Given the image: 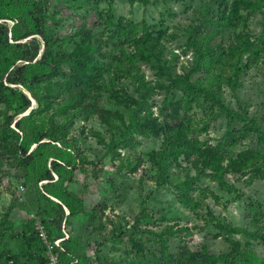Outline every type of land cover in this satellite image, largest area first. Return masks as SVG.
<instances>
[{
  "label": "rangeland",
  "instance_id": "rangeland-1",
  "mask_svg": "<svg viewBox=\"0 0 264 264\" xmlns=\"http://www.w3.org/2000/svg\"><path fill=\"white\" fill-rule=\"evenodd\" d=\"M5 26L0 77L19 74L22 83L10 85L8 96L26 93L32 102L24 112L16 95L0 102V264H34L30 250L49 264H158L170 251L204 246L230 255V264H264V166H253L263 163L264 145L252 131L227 147L234 158L252 160L246 173L229 168L225 185L211 169L196 175L193 152L166 171L151 160L171 148L175 127L203 148L243 128L225 115L200 123L211 110L184 98L192 81L215 87L230 109L243 105L264 128V0H0ZM13 28L33 34L14 41ZM84 43L92 49L72 59ZM37 48L33 61L15 59ZM44 52L49 63L61 59L51 63L61 74L46 109L51 79L31 82L48 71ZM83 59L86 107L64 110L59 104L72 86L65 75L81 69ZM122 85L135 102L111 97ZM175 103L179 121L171 116ZM49 170L52 179H44ZM211 213L243 231H220ZM33 230L39 234L28 249ZM234 246L240 252L232 258Z\"/></svg>",
  "mask_w": 264,
  "mask_h": 264
},
{
  "label": "trees",
  "instance_id": "trees-1",
  "mask_svg": "<svg viewBox=\"0 0 264 264\" xmlns=\"http://www.w3.org/2000/svg\"><path fill=\"white\" fill-rule=\"evenodd\" d=\"M15 28V27H14ZM12 29V39L14 41H20L23 40L29 36H31L33 33L31 32H25L20 33L17 29ZM9 27H1L0 28V44L4 42L5 44L9 45ZM16 47H25V43H16ZM264 45V40L263 44ZM85 46L84 44H78L74 53L71 54V58L74 60H80L83 56H85V52L87 50H91V46H85V50L83 49ZM98 51V54L100 57L105 56V53H102V49L100 48ZM39 53V49L37 48L34 53H30L29 51L25 52L22 55H18L15 57L16 60L22 59L27 62L33 61L36 56ZM40 61H45L48 65V71L43 74L36 73L32 76L31 82L32 83H38L42 79H51L48 85H46L45 94L43 97L44 109L49 108L50 105H52V100L54 97V90H52V84L54 78H57L61 72L60 70H57L54 66L51 68V63H61V59L59 57H51L52 62H48V54L44 52L41 55ZM2 59H6L9 61L7 55H3ZM89 60L94 62L95 59L88 58ZM96 61V60H95ZM98 62V60H97ZM86 63V64H85ZM84 64V65H83ZM87 66L86 60L83 59L81 69L73 68L74 72L72 75L68 76L65 75V80L72 81V86H68V89L63 94V101L59 104V107H62L64 110L69 108H74V110H83L86 106L85 102L88 99V93L90 92L86 87H81L80 84L86 82V79L88 78L87 73L84 71ZM27 67V65H24L21 69H18V71H24ZM100 72V71H99ZM99 79H101V74L98 75ZM60 82V81H59ZM7 83V85H6ZM22 83V77L19 74H14L13 71H11L5 81L0 77V102L2 103H9L10 96L16 95L19 98V102L21 105V111L24 112L28 108L31 107V100L29 99L28 95L25 93L24 95H19L16 92L8 96V91H12V87L10 85H16ZM77 87L78 89H73ZM103 87L102 84H98V93L101 92V88ZM116 88L111 89L112 94L111 97L118 98L120 94L122 95V98H127L128 100H131L135 102V98L128 94V86L124 87L123 85L120 87L119 91H114ZM100 90V91H99ZM184 98L191 102H198L199 100H202L204 102L208 103L209 109L211 110L210 113L206 112V118L202 119L200 123L205 124L211 119L217 118L219 115H225L228 118H231L232 120L238 119L240 120L244 125L242 129H233L229 133H227L218 143L217 146H213L211 148H203V146L200 144L198 140L195 138H190L188 130H182L179 127L174 128L173 137L174 140L172 141V146L168 151L159 152V153H153L151 156V160L154 164H160V169L162 171H166L169 168V165L172 162L178 161L179 158H181L184 154H189V152L194 153V161L192 163V166L194 168V172L197 176L201 177L205 174L207 169H211L213 173L215 174V177L218 179L219 183L221 185H225L224 183V176L223 174L229 170V168H237L240 167L244 169L243 173H246L248 168L250 167V160L246 157H244V153L239 155L237 158H234V154L230 151H228L227 147L230 146V144L240 142L242 138L246 137V134H248L250 131L253 132L254 135L257 136V139L259 140L258 145H264V128L260 125V122L257 118H249L247 111L244 109L245 107L243 105H240L241 111H235L233 109H230L224 104V100L222 98V95L219 91L215 90V87L203 85L200 83V81H192V83H188L185 86L184 89ZM91 93V92H90ZM38 100V97L36 95L33 96ZM177 103L171 104L172 107V118L179 121L181 118V110ZM217 107V108H216ZM218 111V112H217ZM118 118L122 120V116L120 112H117ZM22 120V119H21ZM20 120V121H21ZM19 121L16 123L18 124ZM194 124V128L197 129L199 127V124ZM20 128V125L18 126ZM41 137H45V133L41 135ZM42 138V139H43ZM166 152V153H165ZM262 158L263 163H255L253 166L255 168L259 169L264 166V154L262 152H258ZM228 160V163H225ZM186 171H189L188 168H185ZM187 176L189 178L190 174L188 172ZM44 179H52V175L50 170L47 171ZM76 198L78 196L74 195ZM49 199H52L48 197ZM62 199V203L57 202V205L59 206L62 215H64V207L63 204L65 203L66 198H60ZM66 204V203H65ZM70 214H75L73 210L70 211ZM211 217L218 221L217 227L220 231H230V232H242L243 230L237 227H232L231 225L224 224L221 222L218 218L215 217L214 213H211ZM62 221V219H61ZM34 234L38 235L39 231H34L32 235L27 237V245L28 249H32V245L35 242ZM44 248V247H43ZM238 247H233L231 256H235L237 253H239ZM28 258L33 261L34 264H49V259L46 258L45 254L43 252H34L29 251ZM14 260V259H10ZM233 260H231L230 255L225 254H214L212 253L208 247L204 246L202 249L197 251H191V250H183L180 252L170 251L166 255H164V259L161 261V263L158 264H230Z\"/></svg>",
  "mask_w": 264,
  "mask_h": 264
}]
</instances>
